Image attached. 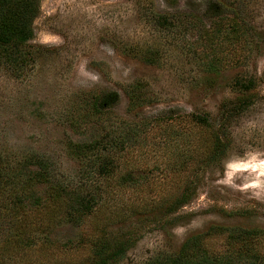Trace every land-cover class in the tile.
Returning <instances> with one entry per match:
<instances>
[{"label":"rangeland","instance_id":"rangeland-1","mask_svg":"<svg viewBox=\"0 0 264 264\" xmlns=\"http://www.w3.org/2000/svg\"><path fill=\"white\" fill-rule=\"evenodd\" d=\"M238 1L239 16L247 17L249 33L260 39L243 62L242 44L220 39L226 65L215 76L203 62L201 39L213 22L232 14L229 8L209 14V0H40L30 44L42 57L19 79L0 65V153L17 160L42 154L57 178L73 180L80 164L66 152L67 142L102 138L103 152L118 166L107 178L68 187L102 196L81 223H56L47 232L48 244L37 241L36 224L30 232L35 244L20 254L1 250L0 264H89L91 244L102 234L132 239L118 264H149L192 236L200 237L209 254H235L242 247L230 237L248 229L261 231L250 244L264 258L262 169L235 167L264 160V0ZM158 15L173 26L158 25ZM147 53L149 63L142 61ZM235 77L255 80L254 101L227 122L229 146L211 161L213 129L221 120L220 106L235 96ZM135 83L143 85L149 101L129 111L123 89ZM89 92H116L119 98L107 111V123L74 132L70 110ZM199 116L211 127L194 121ZM257 180L259 187H246ZM45 191L43 185L33 189L36 197L44 198ZM184 192L186 202L162 215ZM45 206L36 210L40 216ZM50 213L31 218L52 221Z\"/></svg>","mask_w":264,"mask_h":264},{"label":"trees","instance_id":"trees-1","mask_svg":"<svg viewBox=\"0 0 264 264\" xmlns=\"http://www.w3.org/2000/svg\"><path fill=\"white\" fill-rule=\"evenodd\" d=\"M222 1L209 0L207 9L209 14L216 9L221 11L222 8H229L232 14L213 22L214 26L209 30V36H203L201 39L203 62L208 72L215 76H218L226 65L223 60L226 41L231 44H242L243 52L246 53L240 58L243 62L247 60L248 54L253 51L260 39L254 38L249 33L252 28L247 24V17L244 14L239 16L240 7L243 4L236 0L231 5H226ZM39 12L40 0H0V65L13 78L23 77L43 55L40 49L30 44L34 34L33 22ZM210 17L214 16L210 15ZM156 21L158 25L173 26L163 15H158ZM191 23L195 25L194 22L191 21ZM220 39H225L223 44ZM150 55L151 53L143 55L142 61L151 62ZM255 86L253 78L235 77L232 79L231 87L235 96L232 100L224 101L220 106L221 120L218 127L213 129L212 126L215 141L210 155L211 161L225 154L229 146L227 140H224L225 125L232 116L247 110L253 104L251 92ZM123 91L128 100L129 111L149 101L143 85L139 83L130 85ZM118 98L116 92L87 93L80 103L70 110L73 112L69 115V128L77 132L87 126L107 123V111L114 107ZM194 121L207 128L211 127L206 117L199 116ZM124 137V141H127V136ZM100 139L90 142H67L66 152L80 164L78 176L73 180L57 178L54 164L42 154L30 153L17 160L15 154L10 157L0 153V251H13L14 254H20L27 247L34 245L35 236L30 238V235L32 236L30 232L36 224H38L36 229L40 233V239L37 241L47 243L46 241L49 240L47 232L57 225L56 223L68 220L71 224L78 225L100 206L102 196L95 191L88 194L68 189L71 183H84L85 185L90 183V178L97 176L107 178L115 172L118 165L114 163L112 157L104 153L106 150L104 151ZM87 180L89 181L85 182ZM124 180L129 182L130 179L124 178ZM37 185L46 187L44 198L36 197L33 193ZM187 199L185 192L181 193L179 198L164 206L162 215L168 216L175 213ZM46 200L48 203L45 202ZM43 203L46 204L43 207L46 210L45 213L51 210L50 219L52 221L43 220V218L36 221L31 218V216L39 215L36 210L41 208ZM45 213L39 216L43 217ZM162 225L165 223L163 222ZM258 236H261V231L256 229L241 230L236 235H232L230 239L240 242L242 250L235 254L222 255L207 253L200 237L192 236L184 241L176 252L157 256L150 260L149 264H264V258L254 254L250 244ZM111 238L102 234L91 244L89 264H118L123 260L132 246V239L129 238V234L114 238L116 240ZM0 255H2L1 252Z\"/></svg>","mask_w":264,"mask_h":264},{"label":"clouds","instance_id":"clouds-1","mask_svg":"<svg viewBox=\"0 0 264 264\" xmlns=\"http://www.w3.org/2000/svg\"><path fill=\"white\" fill-rule=\"evenodd\" d=\"M236 170L239 171L240 169H248L252 168L253 171L256 170L257 167L261 168L262 171L260 172L261 176H264V160L260 161L259 164H254V163H249V164H240L238 166H235ZM229 178H231V173L229 174ZM251 186V187H259L260 186V181H254L251 185H246V187Z\"/></svg>","mask_w":264,"mask_h":264}]
</instances>
